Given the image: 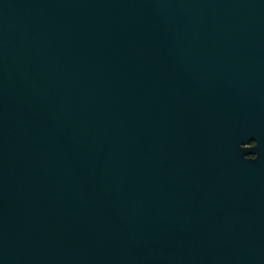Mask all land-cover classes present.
Masks as SVG:
<instances>
[{
    "label": "water",
    "instance_id": "water-1",
    "mask_svg": "<svg viewBox=\"0 0 264 264\" xmlns=\"http://www.w3.org/2000/svg\"><path fill=\"white\" fill-rule=\"evenodd\" d=\"M0 264H264V0H0Z\"/></svg>",
    "mask_w": 264,
    "mask_h": 264
},
{
    "label": "rangeland",
    "instance_id": "rangeland-1",
    "mask_svg": "<svg viewBox=\"0 0 264 264\" xmlns=\"http://www.w3.org/2000/svg\"><path fill=\"white\" fill-rule=\"evenodd\" d=\"M252 144H248V146H251Z\"/></svg>",
    "mask_w": 264,
    "mask_h": 264
}]
</instances>
